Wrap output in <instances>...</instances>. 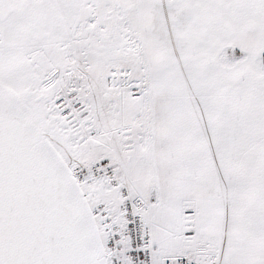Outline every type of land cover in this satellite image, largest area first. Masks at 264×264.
<instances>
[{"label": "snow or ice", "instance_id": "snow-or-ice-1", "mask_svg": "<svg viewBox=\"0 0 264 264\" xmlns=\"http://www.w3.org/2000/svg\"><path fill=\"white\" fill-rule=\"evenodd\" d=\"M0 264H264V0H0Z\"/></svg>", "mask_w": 264, "mask_h": 264}]
</instances>
